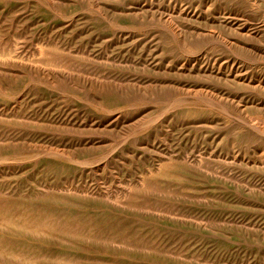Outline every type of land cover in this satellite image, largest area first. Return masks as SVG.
Listing matches in <instances>:
<instances>
[{
    "label": "rangeland",
    "instance_id": "rangeland-1",
    "mask_svg": "<svg viewBox=\"0 0 264 264\" xmlns=\"http://www.w3.org/2000/svg\"><path fill=\"white\" fill-rule=\"evenodd\" d=\"M264 0H0V264H264Z\"/></svg>",
    "mask_w": 264,
    "mask_h": 264
},
{
    "label": "bare ground",
    "instance_id": "bare-ground-1",
    "mask_svg": "<svg viewBox=\"0 0 264 264\" xmlns=\"http://www.w3.org/2000/svg\"><path fill=\"white\" fill-rule=\"evenodd\" d=\"M256 127H257L258 131H260V133L261 132L264 133V127L258 126L257 124H256Z\"/></svg>",
    "mask_w": 264,
    "mask_h": 264
}]
</instances>
